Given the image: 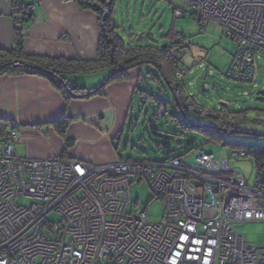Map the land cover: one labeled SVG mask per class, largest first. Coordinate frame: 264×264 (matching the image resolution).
Masks as SVG:
<instances>
[{
	"label": "built area",
	"instance_id": "built-area-1",
	"mask_svg": "<svg viewBox=\"0 0 264 264\" xmlns=\"http://www.w3.org/2000/svg\"><path fill=\"white\" fill-rule=\"evenodd\" d=\"M169 2L176 17L189 15L201 31L214 26L233 39L228 77L254 80L256 55L264 54V0ZM18 142L15 128L0 137V264H264V246L237 232L264 222V176L250 184L231 168L246 150L222 161L199 150L192 162L93 165L22 158ZM144 181L163 204L159 222L136 209L132 188Z\"/></svg>",
	"mask_w": 264,
	"mask_h": 264
},
{
	"label": "rangeland",
	"instance_id": "rangeland-1",
	"mask_svg": "<svg viewBox=\"0 0 264 264\" xmlns=\"http://www.w3.org/2000/svg\"><path fill=\"white\" fill-rule=\"evenodd\" d=\"M113 1L115 2L114 24L118 27V32L127 45L170 48L176 59L180 60V71L176 73L177 83L182 81L186 98L190 103H194V107L188 112L189 123L187 125H194L198 128L213 124L212 118H202L196 113L195 110L198 108L205 110L204 113L214 116L220 113L224 120H232V123L236 122L232 119L236 113L247 112V116L250 118L246 124L248 131L247 134L245 132L237 133L234 123L233 126L231 125L230 129L232 130L230 131L236 133L210 136L195 128L177 127L174 118H160L165 117L168 113L161 107V104H159L158 110L157 101L159 98L168 102L170 116L174 113L182 117V112L178 109L173 91L163 76L153 66L144 65L135 68L141 72L139 89L154 97L149 96L148 99L147 96L136 92L133 99H130L128 117L121 123L122 125L118 123L119 121L113 123L106 120L100 121L99 116H104L107 109L97 111L98 114L95 112L94 102L101 97L106 98V96H93L90 99L81 100V102H90L93 105V107L88 106V109H93L94 115H96L94 119L100 121V126L105 127L104 124L108 123L110 125L109 134L96 127L94 130L97 134L78 136V146L88 152V160L85 162L93 165L110 164L119 162V160L160 162L164 161L165 155L168 154L192 162L199 150H204L206 153L214 155L216 160L222 161L230 159L242 144L264 146V127L251 122V119L255 118L264 121V100H259L257 97V93L264 92V54L256 55V74L252 82L244 83L231 80L228 73L238 45L230 38L223 36L219 28L210 26L201 31L197 22L189 15L181 18L176 17L169 0ZM150 71L153 75L150 74ZM130 73L124 80L113 84L128 82ZM110 74V72L84 74L78 75L77 79L81 88L90 90L104 84ZM110 87L112 86L107 85L104 93ZM112 95L110 98L113 99ZM115 96L117 97L118 94ZM119 108L120 106H116L114 109L116 120L120 118ZM156 114L159 118L155 117ZM79 116L83 121L87 119V123L88 120L93 122L91 118ZM69 117L71 120H75L71 114ZM151 120L152 123H150ZM72 124L74 123L71 122ZM152 126L179 132L180 137L176 143L172 144L171 150L159 149L153 143ZM251 130L257 135L253 136ZM113 131L117 133L116 138L112 136ZM66 151L69 155L73 151L72 146L66 147ZM46 159L49 158H41V160ZM252 160L249 157L240 161L231 160V168L240 170L250 184H254L258 177ZM132 197L136 203V209L148 211L150 221L159 222L163 219V204L153 199V192L145 181L133 185ZM18 202L24 206L32 204L26 199H19ZM51 219L55 222L59 221V217L56 215H52ZM237 232L245 237L248 244L264 246V222L247 223L237 227Z\"/></svg>",
	"mask_w": 264,
	"mask_h": 264
},
{
	"label": "crops",
	"instance_id": "crops-1",
	"mask_svg": "<svg viewBox=\"0 0 264 264\" xmlns=\"http://www.w3.org/2000/svg\"><path fill=\"white\" fill-rule=\"evenodd\" d=\"M34 2L35 17L26 28L24 43L28 55L82 60L96 58L99 26L98 17L93 11L81 10L73 0ZM13 10L12 0H0V49L5 51L11 50L15 44ZM140 73L139 69L132 70L128 82H113L104 95H98L106 96L94 102L97 114V111L107 109L104 116H99L100 121H119L121 124L127 119L130 99L136 94ZM88 106L93 107L90 102H81L79 99L67 102L49 78L26 74L0 75V124L6 126V130L17 129L20 139L16 150L22 158L88 160V152L77 144L78 136H90L96 133V127L104 133L110 132L109 123L104 124L105 127L100 126V121L94 119L96 115L93 109H88ZM116 106H120L119 120H116L114 114ZM70 114L75 120H71L74 124L70 122L64 138L52 123ZM79 115L91 118L93 122L88 120L87 123V119L83 121ZM114 131L113 137L117 136ZM66 139L73 143V151L69 155L66 153Z\"/></svg>",
	"mask_w": 264,
	"mask_h": 264
},
{
	"label": "trees",
	"instance_id": "trees-1",
	"mask_svg": "<svg viewBox=\"0 0 264 264\" xmlns=\"http://www.w3.org/2000/svg\"><path fill=\"white\" fill-rule=\"evenodd\" d=\"M81 10L93 11L98 17L99 26V42L97 56L92 60L82 59H66V58H52L41 55H28L25 51L24 43L26 38V28L34 20L35 13L32 9L35 2L34 0H12L13 2V20L15 25V44L14 47L5 51L0 49V75L7 73L13 75H37L49 78L55 87L63 94L67 102L71 100H86L93 96L104 95V90L107 85L113 82L124 80L128 77L130 71L137 67L144 65H151L154 69L158 70L163 76L166 83L173 91L175 103L179 110L182 112V117L172 113L168 109V102L159 98L161 104L168 113L165 119L174 118V123L180 128H195L201 133L210 136L218 135L221 133L228 134L231 132V121L224 120L220 113L216 116L210 115L203 109H196V113L202 118H212L213 124L206 126H190L188 112L194 107V103H190L189 99L185 96L184 84L182 81L177 83L176 73L180 71V60L176 59L174 53L170 48H157V47H142L139 45H127L124 38L118 32V27L114 24V1L113 0H73ZM224 36V35H223ZM226 37V36H225ZM228 38V37H227ZM231 39V38H230ZM233 41V39H231ZM235 42V41H234ZM236 43V42H235ZM237 44V43H236ZM100 72H110V76L98 88L87 90L81 88L78 83L77 76L84 74H95ZM151 72V71H150ZM152 74V72L150 73ZM153 75V74H152ZM141 80H139L140 82ZM141 83V82H140ZM140 84L136 88V92L141 95L150 96L147 92H142L139 89ZM154 97V96H150ZM149 99V98H148ZM143 103V100H142ZM158 112V111H157ZM159 118V116H155ZM236 122L245 124L250 118L247 112L236 113L233 117ZM259 120L255 118L251 122ZM71 118L65 116L53 122L55 130L58 134L65 138L67 130L70 126ZM153 121L151 120L150 123ZM235 123L234 129L237 133L245 132L246 127ZM232 125V126H231ZM133 128V127H132ZM215 128L222 129L217 131ZM13 129V128H11ZM250 131V130H249ZM7 132L6 126L0 124V137ZM233 133H236L232 131ZM251 134H254L251 130ZM153 143L159 149L171 150L172 144L176 143L180 137L179 132L164 130L160 127L152 126ZM156 139V141H154ZM66 147L72 146V141L65 140ZM232 144V143H230ZM239 149H245L247 156L252 158L257 169L258 176L264 175V146L259 145H243ZM175 158L182 159V157L172 156L171 154L165 155L164 160H172Z\"/></svg>",
	"mask_w": 264,
	"mask_h": 264
},
{
	"label": "water",
	"instance_id": "water-1",
	"mask_svg": "<svg viewBox=\"0 0 264 264\" xmlns=\"http://www.w3.org/2000/svg\"><path fill=\"white\" fill-rule=\"evenodd\" d=\"M257 97L259 100H264V92H259L257 93ZM217 131H222V129H219V128H215ZM228 134H233V132H227Z\"/></svg>",
	"mask_w": 264,
	"mask_h": 264
}]
</instances>
